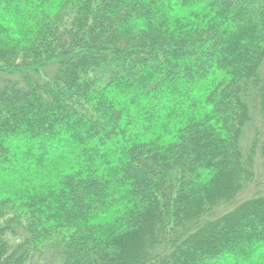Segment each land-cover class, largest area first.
Wrapping results in <instances>:
<instances>
[{
    "label": "trees",
    "instance_id": "trees-1",
    "mask_svg": "<svg viewBox=\"0 0 264 264\" xmlns=\"http://www.w3.org/2000/svg\"><path fill=\"white\" fill-rule=\"evenodd\" d=\"M259 154L264 0H0V264H264Z\"/></svg>",
    "mask_w": 264,
    "mask_h": 264
},
{
    "label": "rangeland",
    "instance_id": "rangeland-1",
    "mask_svg": "<svg viewBox=\"0 0 264 264\" xmlns=\"http://www.w3.org/2000/svg\"><path fill=\"white\" fill-rule=\"evenodd\" d=\"M262 155H263V154H262ZM256 161H257V164L259 163L258 165H263V164H261V163H262V161H264V155L261 156V154H259V156H258V158H257ZM258 168L260 169V166H259ZM260 172H261V173H262V172L264 173V169H263V170L261 169ZM263 173L261 174L262 177H261L260 181H261V184L263 183V184L261 185V189L264 190V186H263V185H264V174H263Z\"/></svg>",
    "mask_w": 264,
    "mask_h": 264
}]
</instances>
